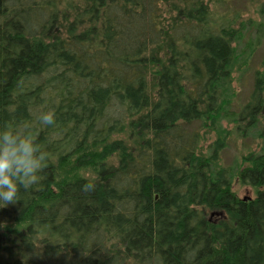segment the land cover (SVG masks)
Listing matches in <instances>:
<instances>
[{
    "label": "trees",
    "instance_id": "obj_1",
    "mask_svg": "<svg viewBox=\"0 0 264 264\" xmlns=\"http://www.w3.org/2000/svg\"><path fill=\"white\" fill-rule=\"evenodd\" d=\"M212 1L0 0V128L50 154L0 207V264H264V153L228 168L188 129L264 116V69L228 110L241 35Z\"/></svg>",
    "mask_w": 264,
    "mask_h": 264
},
{
    "label": "rangeland",
    "instance_id": "obj_2",
    "mask_svg": "<svg viewBox=\"0 0 264 264\" xmlns=\"http://www.w3.org/2000/svg\"><path fill=\"white\" fill-rule=\"evenodd\" d=\"M211 9L214 23L230 22L241 35L233 44L236 57L228 92L231 98L228 110L238 115L249 102L255 74L264 69V0H213ZM241 123L225 119L220 130H213L197 122L188 129L199 134L203 154H208L219 139L225 140L221 165L235 168L245 156L264 153V116L255 128L248 131H245L248 127L246 120ZM234 190L240 198H251L256 194L252 186L242 185L238 179L234 181Z\"/></svg>",
    "mask_w": 264,
    "mask_h": 264
},
{
    "label": "clouds",
    "instance_id": "obj_3",
    "mask_svg": "<svg viewBox=\"0 0 264 264\" xmlns=\"http://www.w3.org/2000/svg\"><path fill=\"white\" fill-rule=\"evenodd\" d=\"M40 122L53 125L55 112L43 113ZM49 155L25 130L12 129L8 125L0 128V207L15 204L21 188L27 190L40 182V174L48 165ZM95 190L94 182L82 186L84 192Z\"/></svg>",
    "mask_w": 264,
    "mask_h": 264
}]
</instances>
